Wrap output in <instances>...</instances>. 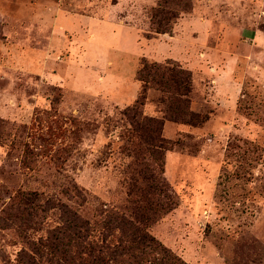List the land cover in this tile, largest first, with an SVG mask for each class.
<instances>
[{
	"label": "rangeland",
	"instance_id": "374dc122",
	"mask_svg": "<svg viewBox=\"0 0 264 264\" xmlns=\"http://www.w3.org/2000/svg\"><path fill=\"white\" fill-rule=\"evenodd\" d=\"M160 1L0 0V264H23L57 233L47 199L135 217L129 189L148 160L125 148L122 111L143 59L192 73L202 119L165 121L174 208L148 231L188 264H264V0H192L157 34ZM160 96L148 91L146 116L164 118Z\"/></svg>",
	"mask_w": 264,
	"mask_h": 264
},
{
	"label": "trees",
	"instance_id": "16d2710c",
	"mask_svg": "<svg viewBox=\"0 0 264 264\" xmlns=\"http://www.w3.org/2000/svg\"><path fill=\"white\" fill-rule=\"evenodd\" d=\"M191 9L192 0H161L153 11V32L168 34L173 21ZM137 80L142 84L141 93L132 106L122 111L129 123L123 136L131 144L125 148L143 146L141 156L148 160L132 177L129 189L135 217L115 208L97 209L87 217L74 205L47 199L40 206L41 212L57 210L61 217L59 230L41 241L34 253L24 251L20 255L23 264H37L38 256L46 257L49 264H188L154 237L148 226L154 215L174 208L163 177L166 153L171 150V142L163 136L165 121L189 126L202 122L200 114L190 109L192 73L175 61L158 64L143 59ZM152 87L161 93L162 119L146 116L143 111ZM76 191L82 193L77 188ZM29 212L26 221L30 224L36 221L38 211L32 207ZM14 216V224L22 223L20 227L25 229L23 217Z\"/></svg>",
	"mask_w": 264,
	"mask_h": 264
}]
</instances>
